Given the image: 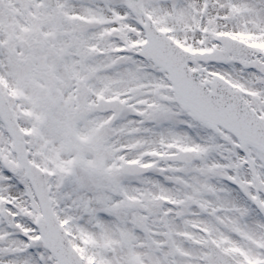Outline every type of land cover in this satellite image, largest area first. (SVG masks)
<instances>
[{"label":"snow or ice","instance_id":"obj_1","mask_svg":"<svg viewBox=\"0 0 264 264\" xmlns=\"http://www.w3.org/2000/svg\"><path fill=\"white\" fill-rule=\"evenodd\" d=\"M0 264H264V0H0Z\"/></svg>","mask_w":264,"mask_h":264}]
</instances>
